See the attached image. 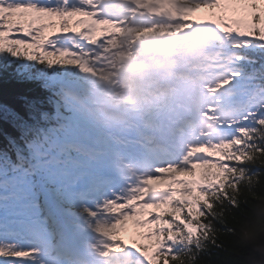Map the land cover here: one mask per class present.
<instances>
[{
    "label": "snow or ice",
    "instance_id": "snow-or-ice-1",
    "mask_svg": "<svg viewBox=\"0 0 264 264\" xmlns=\"http://www.w3.org/2000/svg\"><path fill=\"white\" fill-rule=\"evenodd\" d=\"M80 3L81 0H0V74L33 79L49 93L43 100H5L0 92V136L7 141L5 152L14 151L18 161H28L26 215L18 223L25 226L40 222L46 230L49 224L58 228L75 215L72 209L81 200L96 198L103 205L107 199L108 214L114 217L102 230L108 238L125 243L116 234L124 232L132 222L139 231L130 237L129 246L138 250L143 264H170L169 253L175 251L176 244L185 237L198 236L210 218L212 192L223 186L237 166L243 167L237 149L243 146L251 123L264 126V100L243 113L235 125L228 126L235 129L230 138L193 145L179 163L158 165L156 175L146 178V186L131 197L109 196L101 185V177L94 172H80L67 179L66 169L57 171L52 167L67 165L74 159L66 134L63 138L58 135L65 133V124L48 126L55 114L43 106L51 103L55 108L62 103L55 88L56 77L29 65H46L49 69L62 65V60L47 59L57 55L61 39L74 44L81 40L89 43L110 28L120 31L113 21L97 17L90 0L87 7ZM194 12H200V18L192 17ZM177 17L190 23L176 25V31L190 28L193 23L216 26L227 37L229 46L241 53L239 62L255 68L259 61V79L264 81V0H191V5ZM29 48L33 49L31 53ZM64 54L61 48L59 55ZM246 56L251 59L245 60ZM241 75L244 74L234 73L221 81L220 87ZM260 87L264 88V84ZM91 210L96 211L95 207ZM38 251L16 247L14 243L6 249L0 247V264H39Z\"/></svg>",
    "mask_w": 264,
    "mask_h": 264
},
{
    "label": "trees",
    "instance_id": "trees-1",
    "mask_svg": "<svg viewBox=\"0 0 264 264\" xmlns=\"http://www.w3.org/2000/svg\"><path fill=\"white\" fill-rule=\"evenodd\" d=\"M27 80L19 75L0 74L3 98L44 99L38 82ZM50 123L51 120L48 126ZM258 148L252 154L248 151L251 156L242 167L245 175L233 173L220 189L212 192L214 207L206 223L211 227L210 234L203 239L207 246L184 253L176 264H264V131ZM7 154L15 166L27 165L26 161L17 160L14 151Z\"/></svg>",
    "mask_w": 264,
    "mask_h": 264
},
{
    "label": "rangeland",
    "instance_id": "rangeland-1",
    "mask_svg": "<svg viewBox=\"0 0 264 264\" xmlns=\"http://www.w3.org/2000/svg\"><path fill=\"white\" fill-rule=\"evenodd\" d=\"M155 16L156 17H161L162 19L165 18V17H167V15H165V14L163 16L162 15H159V14H156ZM120 90L121 91H125L126 90V86H125V82H124V77H123L122 74H120ZM91 96H92V99H97L95 92H92L91 93ZM80 172H83V171H80ZM71 177H73V175Z\"/></svg>",
    "mask_w": 264,
    "mask_h": 264
},
{
    "label": "bare ground",
    "instance_id": "bare-ground-1",
    "mask_svg": "<svg viewBox=\"0 0 264 264\" xmlns=\"http://www.w3.org/2000/svg\"><path fill=\"white\" fill-rule=\"evenodd\" d=\"M72 91V90H71ZM206 225V224H205ZM205 225H203V226H205Z\"/></svg>",
    "mask_w": 264,
    "mask_h": 264
}]
</instances>
